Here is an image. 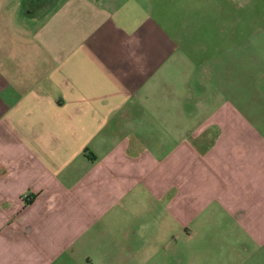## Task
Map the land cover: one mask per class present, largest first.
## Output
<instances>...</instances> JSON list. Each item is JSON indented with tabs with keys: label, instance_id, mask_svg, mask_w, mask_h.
Segmentation results:
<instances>
[{
	"label": "crops",
	"instance_id": "obj_1",
	"mask_svg": "<svg viewBox=\"0 0 264 264\" xmlns=\"http://www.w3.org/2000/svg\"><path fill=\"white\" fill-rule=\"evenodd\" d=\"M41 1L0 0V264L77 260L113 220L122 262L151 244L167 264H264L259 14L224 55L151 0ZM192 233L180 263L172 234Z\"/></svg>",
	"mask_w": 264,
	"mask_h": 264
},
{
	"label": "rangeland",
	"instance_id": "obj_2",
	"mask_svg": "<svg viewBox=\"0 0 264 264\" xmlns=\"http://www.w3.org/2000/svg\"><path fill=\"white\" fill-rule=\"evenodd\" d=\"M149 7L151 6V11L158 14L159 18L163 21H171L175 22L179 25V30L182 29L181 24L185 21H206V28L204 31L195 29L193 37L191 39H196L200 41L202 38L205 39V52H212L222 50L224 55L231 54L234 52V46L236 45L237 32L236 29L233 28L234 23H247L246 19H249L247 13L252 12L253 10L259 14V24L264 27V0H151L148 2ZM221 8V9H219ZM150 10V8H149ZM243 10V11H241ZM219 11H222L219 13ZM222 22L226 24L225 30L221 29V34H219L217 29H210V26H213V23ZM202 23V22H201ZM197 25V24H196ZM264 35V29L261 30ZM182 31L177 35V37H182ZM190 32H187L186 36H189ZM247 32H242L241 36L237 38V41H241L246 39ZM218 38L219 41H218ZM264 41V36L259 38ZM202 44H194V47H200ZM113 224L107 225L106 229L98 234L91 235L90 232H86L77 242V260H56L53 264H106L108 260H120L111 264H141L143 260L148 259V264H167V256H161L160 250H157L156 247L151 246V244L147 245V249H140L139 245L134 247L133 250L138 251L135 256L132 258V261L122 262L123 255H126L128 249H121L120 244L118 243L116 246H113V240L110 238L115 235L121 233L120 228L121 224L119 221H112ZM193 223L189 225V228L193 227ZM98 232V230H93ZM169 230L167 234L169 235ZM148 236V234H145ZM165 234H161L164 237ZM176 240H171V244L177 247L180 246L182 250L180 253H176L173 255L175 260H180L184 263L187 261H191L192 255V245L198 247L200 245V240L202 238L197 237L199 242L196 240L197 238H193V233L191 237H186L184 234L174 235ZM116 237V236H115ZM159 238V240H160ZM231 238H214L212 244H217V248H221L223 252H231L229 248ZM145 241V239H143ZM195 241V242H194ZM145 247V246H144ZM168 250V249H166ZM168 252V251H167ZM171 253V252H170ZM225 256H231V258L236 262V259L233 255L228 253H222L220 256H217L214 261L218 263H222ZM93 259V261H92ZM207 260H211L215 263L212 258L209 256L206 258ZM246 259V257H245ZM188 264V263H187ZM244 264H250V261L247 262L245 260Z\"/></svg>",
	"mask_w": 264,
	"mask_h": 264
},
{
	"label": "flooded vegetation",
	"instance_id": "obj_3",
	"mask_svg": "<svg viewBox=\"0 0 264 264\" xmlns=\"http://www.w3.org/2000/svg\"><path fill=\"white\" fill-rule=\"evenodd\" d=\"M40 4H41V5L45 4V3H44V0H42V1L40 2Z\"/></svg>",
	"mask_w": 264,
	"mask_h": 264
},
{
	"label": "trees",
	"instance_id": "obj_4",
	"mask_svg": "<svg viewBox=\"0 0 264 264\" xmlns=\"http://www.w3.org/2000/svg\"><path fill=\"white\" fill-rule=\"evenodd\" d=\"M25 202L29 203V202H30V200H28V199H27V200H25Z\"/></svg>",
	"mask_w": 264,
	"mask_h": 264
}]
</instances>
